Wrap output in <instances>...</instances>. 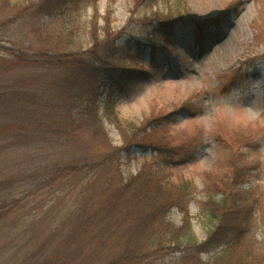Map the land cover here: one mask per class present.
<instances>
[{
	"label": "rangeland",
	"instance_id": "obj_1",
	"mask_svg": "<svg viewBox=\"0 0 264 264\" xmlns=\"http://www.w3.org/2000/svg\"><path fill=\"white\" fill-rule=\"evenodd\" d=\"M29 1L0 2V181L9 180L0 194H8L10 202L18 199L0 218V264L14 263L44 239L48 241L43 252L50 251L59 241L52 230L67 229L71 209L95 199L116 167L126 178L150 165L160 167L157 173L174 183L187 182L188 215L199 240L216 223L203 202L212 195L218 199L223 187L235 192L238 215L230 223L238 228L231 227L229 237H239L256 254L255 264H264V0H152L134 11L132 0H97L95 12L90 4L78 5L71 32L78 49L90 48L93 30L105 38V15L114 36L97 43L99 53L108 43L123 47L131 41L141 48V60L126 57L122 65L145 71L114 91V110L120 120L136 126L158 114L156 123L163 125L169 145L164 152L132 146L108 162L102 159L110 146L68 116L65 94L52 97L49 81L54 75L49 72L55 71L15 61L21 52L66 47L57 34L59 19L46 23L33 9L22 13ZM153 11L184 14L187 19L174 22L169 45L153 48L149 42L159 34L153 33L148 19ZM93 13L97 21L90 31ZM88 56L85 60H96ZM103 123L110 145L121 146L118 129L107 119ZM82 162L91 165L77 174H54L66 164ZM232 163L241 168L235 171L240 176L233 185L228 179ZM183 216L177 206L168 214L176 225ZM114 222L106 220L111 235L105 247L97 249V240H92L97 250L91 264H102L104 255L121 248L120 232L126 225L116 231ZM155 226L149 225L146 232ZM140 248L145 256L137 264H179V252L145 242ZM222 248L202 251L201 264H209L203 260Z\"/></svg>",
	"mask_w": 264,
	"mask_h": 264
},
{
	"label": "trees",
	"instance_id": "obj_2",
	"mask_svg": "<svg viewBox=\"0 0 264 264\" xmlns=\"http://www.w3.org/2000/svg\"><path fill=\"white\" fill-rule=\"evenodd\" d=\"M12 1V0H11ZM152 0H132L131 11L137 10L141 5H149ZM2 3H9L10 0H0ZM80 3L90 4L97 10V0H32L22 7V13L29 9L36 11L42 21L50 23L49 19L60 20V30L57 31L61 38L64 50L58 51H37L34 53H18L15 61L19 64L33 67H44L54 76L50 79V87L53 88L51 95L65 94L68 99L67 105L72 119H78L81 125L89 128L92 134L98 136L103 143L110 146L103 156L102 162L108 160L122 151L129 152L132 146L150 148L153 151L164 152L169 149L164 136L165 129L162 124L156 123L158 114L146 117L140 126H136L130 121H122L118 118L114 110V91L117 88L127 87L134 79V74L144 72L142 68H130L123 66L126 57H134V60L141 58V48L131 41L126 46L120 47L116 44L102 50L96 49L100 41H109L113 38L107 24L103 27L105 38H99L98 32H93L97 15H91V41L90 48L78 49L73 44L71 35L72 26L75 24L76 9ZM153 11L152 13H154ZM108 14V13H107ZM162 15L156 12L152 17L151 25L154 26L153 33L159 34L153 40H149L154 45L163 47L169 45V37L173 31V24L176 21H185L184 14ZM162 19V20H161ZM155 23L159 26H156ZM41 21V23H43ZM39 31V27H35ZM54 29L53 31H55ZM115 38V37H114ZM148 42V43H149ZM137 43H139L137 41ZM67 48V49H66ZM85 55L95 57L96 60H85ZM141 60V59H139ZM51 100V98L49 99ZM51 104V103H50ZM58 106V102L54 103ZM102 108V115L99 113ZM166 115V114H165ZM161 117H164L163 115ZM104 119L112 123L120 132L121 146H111L110 138L104 129ZM149 129V130H148ZM90 163H69L56 170L55 175L77 174L90 167ZM229 167L230 183H237L240 173H235L241 168L232 163ZM160 167L145 166L135 174H130L126 178L121 176V172L116 167L115 173H109L101 193L90 203L83 201L77 209L72 208L68 217L70 221L67 229L52 230L51 235H56L59 241L54 247L44 253L47 239L41 242L33 252L24 255L12 264H91L90 258L99 247H105L110 241L111 232L108 230L106 220L115 222L112 228L116 231L118 226L124 224L126 228L120 232L123 244L121 248L111 256L104 255L102 264H134L144 259L145 253L141 252V243H147L159 250L168 249L170 252H179L175 256L179 264H201L199 254L202 251L223 245L222 251L213 258L206 261L209 264H255L256 254L240 242L239 237L230 239L229 231L232 218L236 217V206L240 199H237L235 192L231 194L226 187L220 190L221 196L215 199L212 196L206 199L203 204L204 209L216 218V223L209 230L204 240H199L195 235L190 222L187 210L188 185L186 181H171L167 176L163 177L157 173ZM159 171V170H158ZM89 178L90 184L93 179ZM9 180L0 181V193L8 185ZM240 183H243L242 181ZM240 183L234 186L240 188ZM233 185V184H232ZM0 194V218L7 210L12 209L17 198H11L8 194ZM173 206L183 210L181 224L176 225L168 217ZM113 222V221H112ZM155 224L154 230L146 232L149 225ZM67 227V226H65ZM63 227V228H65ZM244 229V228H242ZM226 238V239H225ZM97 240V249L92 248L93 241ZM92 249L91 252L83 256L85 248ZM99 262L95 263L98 264Z\"/></svg>",
	"mask_w": 264,
	"mask_h": 264
}]
</instances>
